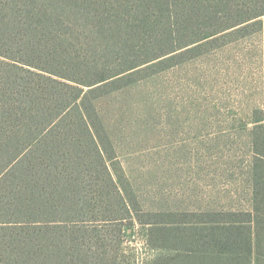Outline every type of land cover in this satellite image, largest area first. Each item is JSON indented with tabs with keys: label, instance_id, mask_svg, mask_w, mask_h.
I'll list each match as a JSON object with an SVG mask.
<instances>
[{
	"label": "trees",
	"instance_id": "16d2710c",
	"mask_svg": "<svg viewBox=\"0 0 264 264\" xmlns=\"http://www.w3.org/2000/svg\"><path fill=\"white\" fill-rule=\"evenodd\" d=\"M263 18L264 0H0V264H264L262 163L248 208L146 211L98 107Z\"/></svg>",
	"mask_w": 264,
	"mask_h": 264
},
{
	"label": "rangeland",
	"instance_id": "374dc122",
	"mask_svg": "<svg viewBox=\"0 0 264 264\" xmlns=\"http://www.w3.org/2000/svg\"><path fill=\"white\" fill-rule=\"evenodd\" d=\"M256 26L98 102L146 211L248 208L260 163L264 178V18ZM132 240L146 258L141 233Z\"/></svg>",
	"mask_w": 264,
	"mask_h": 264
}]
</instances>
